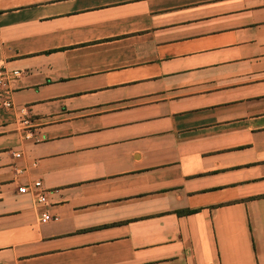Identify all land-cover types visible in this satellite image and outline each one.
<instances>
[{
  "label": "crops",
  "instance_id": "crops-1",
  "mask_svg": "<svg viewBox=\"0 0 264 264\" xmlns=\"http://www.w3.org/2000/svg\"><path fill=\"white\" fill-rule=\"evenodd\" d=\"M4 75L0 264H264V0H0Z\"/></svg>",
  "mask_w": 264,
  "mask_h": 264
},
{
  "label": "built area",
  "instance_id": "built-area-1",
  "mask_svg": "<svg viewBox=\"0 0 264 264\" xmlns=\"http://www.w3.org/2000/svg\"><path fill=\"white\" fill-rule=\"evenodd\" d=\"M1 81H7V76H1L0 78ZM3 108L5 109H10L12 107V104H11V101L6 98L4 101H3ZM16 157H19V156H16ZM18 192L20 194H33L34 197H35V201L37 203V205L39 206H45L47 205V199L43 193V190H42V187H41V184L39 182H34L30 188H20L18 190ZM51 220V217L48 215V214H42L40 217H39V222L41 224H45L47 222H49Z\"/></svg>",
  "mask_w": 264,
  "mask_h": 264
},
{
  "label": "trees",
  "instance_id": "trees-1",
  "mask_svg": "<svg viewBox=\"0 0 264 264\" xmlns=\"http://www.w3.org/2000/svg\"><path fill=\"white\" fill-rule=\"evenodd\" d=\"M185 214V213H184Z\"/></svg>",
  "mask_w": 264,
  "mask_h": 264
}]
</instances>
